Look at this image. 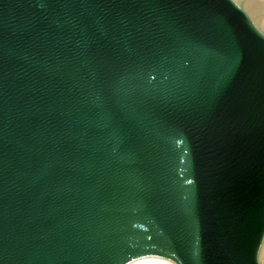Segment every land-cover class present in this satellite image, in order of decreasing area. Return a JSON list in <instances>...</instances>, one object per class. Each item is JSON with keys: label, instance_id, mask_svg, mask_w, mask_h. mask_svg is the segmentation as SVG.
<instances>
[{"label": "water", "instance_id": "obj_1", "mask_svg": "<svg viewBox=\"0 0 264 264\" xmlns=\"http://www.w3.org/2000/svg\"><path fill=\"white\" fill-rule=\"evenodd\" d=\"M0 264H264V0H0Z\"/></svg>", "mask_w": 264, "mask_h": 264}]
</instances>
